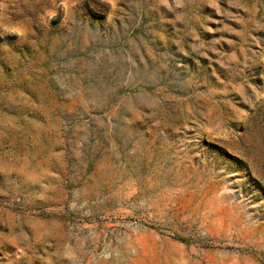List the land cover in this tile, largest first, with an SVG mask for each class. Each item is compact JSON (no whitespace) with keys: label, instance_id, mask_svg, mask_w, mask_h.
I'll use <instances>...</instances> for the list:
<instances>
[{"label":"rangeland","instance_id":"obj_1","mask_svg":"<svg viewBox=\"0 0 264 264\" xmlns=\"http://www.w3.org/2000/svg\"><path fill=\"white\" fill-rule=\"evenodd\" d=\"M70 4L0 0V264H264V0Z\"/></svg>","mask_w":264,"mask_h":264},{"label":"crops","instance_id":"obj_2","mask_svg":"<svg viewBox=\"0 0 264 264\" xmlns=\"http://www.w3.org/2000/svg\"><path fill=\"white\" fill-rule=\"evenodd\" d=\"M139 247L129 251L131 262L153 264H204L187 245L176 238H161L153 232H144L137 235ZM195 255V256H194ZM158 259V260H156ZM162 260V261H161Z\"/></svg>","mask_w":264,"mask_h":264},{"label":"clouds","instance_id":"obj_3","mask_svg":"<svg viewBox=\"0 0 264 264\" xmlns=\"http://www.w3.org/2000/svg\"><path fill=\"white\" fill-rule=\"evenodd\" d=\"M61 6L64 8L65 14H67V12L69 11L71 7L70 0H61ZM46 14L51 20L55 19L57 16V13L54 11H48ZM3 30L5 31L6 36L7 35L16 36L19 38V41L24 39L28 35V29L22 23H16V24L5 26Z\"/></svg>","mask_w":264,"mask_h":264}]
</instances>
